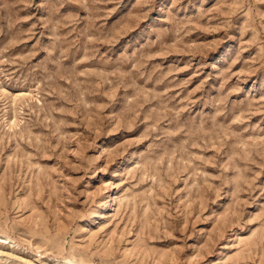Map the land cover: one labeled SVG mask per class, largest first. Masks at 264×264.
I'll use <instances>...</instances> for the list:
<instances>
[{"label":"rangeland","instance_id":"rangeland-1","mask_svg":"<svg viewBox=\"0 0 264 264\" xmlns=\"http://www.w3.org/2000/svg\"><path fill=\"white\" fill-rule=\"evenodd\" d=\"M0 264H264V0H0Z\"/></svg>","mask_w":264,"mask_h":264},{"label":"bare ground","instance_id":"bare-ground-1","mask_svg":"<svg viewBox=\"0 0 264 264\" xmlns=\"http://www.w3.org/2000/svg\"><path fill=\"white\" fill-rule=\"evenodd\" d=\"M108 195V194H107ZM106 200H108V199H106ZM99 215V214H98Z\"/></svg>","mask_w":264,"mask_h":264}]
</instances>
